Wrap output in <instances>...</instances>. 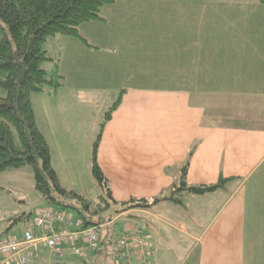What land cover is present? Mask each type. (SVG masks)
Here are the masks:
<instances>
[{"label":"crops","instance_id":"obj_1","mask_svg":"<svg viewBox=\"0 0 264 264\" xmlns=\"http://www.w3.org/2000/svg\"><path fill=\"white\" fill-rule=\"evenodd\" d=\"M181 1L165 4L176 9L178 16L171 13V20H109L104 6V20L80 26L88 43L62 35L50 38L45 47L57 61L61 51L53 54L49 45L59 40L75 58L67 67L45 65L58 70L65 85L55 95L48 90L35 94L39 99L34 95L37 120L39 101L55 145L70 152L74 145L93 148L108 109L100 107L102 98L123 91L98 153L118 202L169 196L187 163L190 186L231 179L212 192L183 191L184 205L163 200L117 215L122 235L124 228L138 225L142 238L151 242L148 262L136 250L126 252L118 244L114 250L109 229L106 241L100 232L99 250L88 261L67 253L60 264L74 257L98 264L106 254L114 262L122 257L125 264H264V3ZM83 50L131 68L139 79L123 88L74 82L77 61L74 68L72 60ZM147 74L153 81L144 83L140 77ZM160 208L163 219L157 217ZM3 216L0 240L21 236L27 226L10 233ZM54 257L50 248L40 247L32 264H48Z\"/></svg>","mask_w":264,"mask_h":264},{"label":"trees","instance_id":"obj_2","mask_svg":"<svg viewBox=\"0 0 264 264\" xmlns=\"http://www.w3.org/2000/svg\"><path fill=\"white\" fill-rule=\"evenodd\" d=\"M115 1L0 0V172L31 167L36 188L48 203L58 205L60 210L66 211L68 207L76 210L78 218L84 222V227L101 228L106 223L109 225V220L99 214L108 210L113 203L126 205L125 208L116 210L122 213L135 207L148 208L163 200L184 205L183 191L204 194L223 187L231 179L221 178L215 184L190 186L186 180L187 163L182 168L180 182L174 185L169 196L155 197L151 202L145 198L118 202L99 165L98 153L105 125L122 101V91L106 110L92 148V174L104 191V195H100L101 202L92 209L91 200L61 184L52 162L50 144L39 126L33 100L35 94L46 90L55 95L65 85V77L58 70H48L45 67L47 63L57 62L45 45L50 38L57 35L88 43L80 32V26L87 22L104 20L101 16L102 8ZM259 1L264 3V0ZM20 62L26 67L21 80ZM68 198L74 202H67ZM19 219H24V216ZM31 223L33 222L29 221L27 227ZM107 227L110 229V226ZM104 239L107 240L106 235Z\"/></svg>","mask_w":264,"mask_h":264},{"label":"rangeland","instance_id":"obj_3","mask_svg":"<svg viewBox=\"0 0 264 264\" xmlns=\"http://www.w3.org/2000/svg\"><path fill=\"white\" fill-rule=\"evenodd\" d=\"M162 1H164L163 9H160L159 7V0H117L116 3L106 5L103 12L106 13L109 20H171L170 17H172V14L177 15L175 13L176 9L174 11L173 8H167L165 4L173 5L176 0ZM179 1L182 2L181 0ZM203 2L204 0H198L199 4ZM160 5H162V3ZM179 17L184 18L185 15H180ZM45 46L47 47L48 45ZM49 49H51L50 52L53 54L61 51L58 56L60 59L56 62V64L62 63L67 67L69 59L71 60L72 58H75V56L73 57L69 54L66 47H63L60 40L56 46L49 45ZM76 56L77 58L72 60V67H74V62L77 61L76 69L72 68V78L74 82L80 81L96 85L112 83L123 88L127 87V85H130L131 83H135L139 79L134 75L136 72L131 68L127 70L125 65L121 68L111 65V59L109 57L100 59L96 57L93 58V56L86 54L84 50L81 52L77 51ZM139 66H141V64H139ZM145 79H147L146 81L150 80L148 74L144 80L140 77V80L144 81V83H146ZM107 92L111 94L112 91ZM119 92L120 89H116L113 92V96L109 95L108 98L105 99L102 91L100 93V98L103 97L102 99L104 102L102 101L100 103V107L105 106L106 109L109 108L119 96ZM0 93H2L1 90ZM35 96L39 99V94ZM38 102V120L47 131V139L51 144L52 162L61 184L68 190L75 191L84 198L91 200L93 202L92 209H95L98 206L97 203L101 202L100 195H104V191L97 184L92 174V147L88 148L80 144V147L77 149L74 145L71 148L73 149V152H70L63 149V147H59V145H55L56 140L47 130V122L43 119L41 113L42 110L40 109L41 107ZM88 123L90 125L92 122L90 121ZM85 131L87 130L85 129ZM109 185L111 187L110 181ZM66 201L74 202V200L70 198L66 199ZM42 206L52 208L55 207L57 210L61 209L58 205L55 206L49 204L43 195L37 190L33 169L31 167L25 166L19 169H11L0 172V220H2L4 217L3 215H5L6 220H8L7 227H10V233H17L24 229L29 224V221L31 222L35 219L38 210ZM125 207L126 205L124 206L120 203H113L108 210L99 214L100 216L106 217L109 220L108 222H111L114 219V222L112 221L113 223L109 225L106 223L107 225L100 228V231L104 236L109 229L107 226H110L113 240L112 246L114 250L118 244L119 237L122 235V220L115 223L116 216L122 212H117L116 210L123 209ZM136 208L138 207L131 209ZM162 211L163 208H160V212L157 213V217L161 219L164 218ZM66 212L70 213L74 217H78L77 211L70 207L67 208ZM21 216H24V219L20 220L19 217ZM161 219L158 220L163 222ZM113 249H111V251ZM99 260L98 264L115 263L111 254H106ZM80 261L81 260L78 257H74L68 264H81Z\"/></svg>","mask_w":264,"mask_h":264},{"label":"built area","instance_id":"obj_4","mask_svg":"<svg viewBox=\"0 0 264 264\" xmlns=\"http://www.w3.org/2000/svg\"><path fill=\"white\" fill-rule=\"evenodd\" d=\"M151 242L142 238L141 229L135 225L124 228L118 246L120 249L137 253L148 262L146 247ZM50 248L54 259L48 264H60L67 253L88 261L100 247V227H84L81 218L74 217L65 210L42 206L36 217L19 237H6L0 240V264H32L39 256V248ZM114 264H125L122 257Z\"/></svg>","mask_w":264,"mask_h":264},{"label":"water","instance_id":"obj_5","mask_svg":"<svg viewBox=\"0 0 264 264\" xmlns=\"http://www.w3.org/2000/svg\"><path fill=\"white\" fill-rule=\"evenodd\" d=\"M17 59H18V57H17ZM20 64H21V72L19 74V79L21 80L25 74L26 67H25V64L23 62H20Z\"/></svg>","mask_w":264,"mask_h":264}]
</instances>
